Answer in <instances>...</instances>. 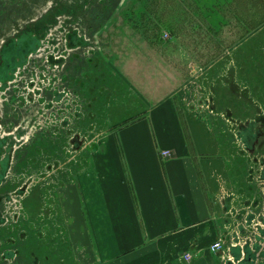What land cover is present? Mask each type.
Wrapping results in <instances>:
<instances>
[{
	"label": "rangeland",
	"instance_id": "obj_1",
	"mask_svg": "<svg viewBox=\"0 0 264 264\" xmlns=\"http://www.w3.org/2000/svg\"><path fill=\"white\" fill-rule=\"evenodd\" d=\"M168 98L228 156L225 255L209 252L264 264V0H0V243L93 264L71 233L88 159Z\"/></svg>",
	"mask_w": 264,
	"mask_h": 264
},
{
	"label": "crops",
	"instance_id": "obj_2",
	"mask_svg": "<svg viewBox=\"0 0 264 264\" xmlns=\"http://www.w3.org/2000/svg\"><path fill=\"white\" fill-rule=\"evenodd\" d=\"M224 153L204 119L172 98L156 103L88 159L72 235L87 236L93 264H218L209 249L231 186Z\"/></svg>",
	"mask_w": 264,
	"mask_h": 264
},
{
	"label": "flooded vegetation",
	"instance_id": "obj_3",
	"mask_svg": "<svg viewBox=\"0 0 264 264\" xmlns=\"http://www.w3.org/2000/svg\"><path fill=\"white\" fill-rule=\"evenodd\" d=\"M41 229L46 230V228ZM23 239L25 241L22 244L8 241L0 243V263L12 259L11 264H62V253L55 242H46L44 239L41 241L38 237L33 236ZM4 253L8 256H5Z\"/></svg>",
	"mask_w": 264,
	"mask_h": 264
},
{
	"label": "built area",
	"instance_id": "obj_4",
	"mask_svg": "<svg viewBox=\"0 0 264 264\" xmlns=\"http://www.w3.org/2000/svg\"><path fill=\"white\" fill-rule=\"evenodd\" d=\"M169 154L167 153V152H162L161 153V156L162 157H166V156H168ZM223 245H222V242L220 241V240H218V241H216V242H214L211 246H210V250L212 251V252H214L215 254H217V255H219L220 257H224V255H225V252H224V249H223V247H222ZM191 255L190 254H184L183 255V259L185 260V261H190L191 260Z\"/></svg>",
	"mask_w": 264,
	"mask_h": 264
}]
</instances>
